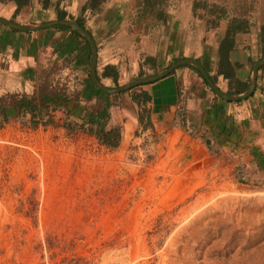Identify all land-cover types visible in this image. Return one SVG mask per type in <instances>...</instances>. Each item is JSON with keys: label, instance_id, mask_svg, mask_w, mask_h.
Here are the masks:
<instances>
[{"label": "rangeland", "instance_id": "obj_1", "mask_svg": "<svg viewBox=\"0 0 264 264\" xmlns=\"http://www.w3.org/2000/svg\"><path fill=\"white\" fill-rule=\"evenodd\" d=\"M74 1L96 66L100 53L122 68L121 82L102 84L114 89L164 73L207 16L264 26V0ZM154 52L159 66L140 73ZM131 92L114 99V150L60 114L0 133V264H264V177L196 124L143 128Z\"/></svg>", "mask_w": 264, "mask_h": 264}, {"label": "crops", "instance_id": "obj_2", "mask_svg": "<svg viewBox=\"0 0 264 264\" xmlns=\"http://www.w3.org/2000/svg\"><path fill=\"white\" fill-rule=\"evenodd\" d=\"M77 5L74 0H0V18L19 25L68 21L89 33L84 15L75 16ZM204 22L201 38L184 40L176 63L184 58L197 62L214 86L225 94L237 95L234 93L242 85L249 87L248 77L255 66L264 63V26L239 31L216 18L207 16ZM61 27L68 26L23 32L0 24V133L10 128L17 131L19 125L35 121L55 104L72 109L77 117L85 115L80 103L88 101L95 91L87 73L88 41L76 37L69 27ZM98 54L99 82H121L118 62L101 66ZM156 55L148 54L140 61V73L159 66L157 61L153 65L146 61ZM189 67H179L166 78L141 86L152 97L147 105L152 123L175 124L179 131H186L179 122L188 128L196 124L195 132L212 136L216 145L237 154L235 167H250L256 176L264 177V64L257 71L253 97L241 103L227 102L218 95L214 98L203 74ZM50 114L53 119L58 114L66 117L60 107Z\"/></svg>", "mask_w": 264, "mask_h": 264}, {"label": "trees", "instance_id": "obj_3", "mask_svg": "<svg viewBox=\"0 0 264 264\" xmlns=\"http://www.w3.org/2000/svg\"><path fill=\"white\" fill-rule=\"evenodd\" d=\"M105 1L106 0H91L90 9L95 10L97 7H100ZM144 1L148 4V0ZM61 28L69 29L68 27ZM89 34L91 33L89 32ZM74 35L78 38H82L77 33H74ZM182 60L186 59L184 58ZM146 61L148 64L153 65L156 59L148 58ZM189 68L199 73V71L195 68ZM104 75L107 76L108 74L104 73ZM114 78L117 79V75L114 76ZM76 82L74 84V87L77 85ZM247 88L248 86L244 84L239 89H237L234 94L243 93L245 90H247ZM94 89V94L89 98V100L80 103L83 106V112L85 113L84 116L77 117L75 116L72 109L55 104V106L51 110L47 108L44 113L41 112L40 114H38V117L33 122H37L36 124H38L39 122L42 123L46 118H49V121H51L53 117L51 116L50 112L52 113V111L59 109V107L62 109L64 108L66 117L68 121H70L71 125H76L79 128L83 129L87 134L96 137L103 146H106L109 149L114 150L119 148L122 141L121 128L119 126H111L110 124L111 110L115 106L114 99L115 97H117V95L111 96L95 87ZM137 89L135 90V92L133 91V89L131 90L132 92L128 91L125 93L131 92L132 102L140 107L141 113L138 114L139 125H141L143 128H145L146 126L152 127L151 111L147 108V105L152 102V97L148 92L143 90L137 91ZM251 97H253V95Z\"/></svg>", "mask_w": 264, "mask_h": 264}, {"label": "water", "instance_id": "obj_4", "mask_svg": "<svg viewBox=\"0 0 264 264\" xmlns=\"http://www.w3.org/2000/svg\"><path fill=\"white\" fill-rule=\"evenodd\" d=\"M0 24H3L9 28H12V29H15L18 31H23V32H33V31H38V30L49 29V28H52V27L57 26V25L58 26H68L72 32L79 34L80 36L85 38L88 41V43L90 44L91 51L93 54V62H92V69H91L92 83L94 84V86L97 89H99L100 91H102L108 95H111V96L119 95V94H122V93H125L128 91H131L137 87H141V86H144L147 84L158 82V81L166 78L167 76L171 75L179 67L192 66V67L198 69L203 74V76L206 78V81L208 82V84L212 87L213 91L219 97H221L222 99H224L227 102H234V103L241 102V101L247 100L248 98H250L254 94L255 89H256L257 71H258L259 67L262 64H264V63H259L255 66L248 89L244 93L237 94V95H228V94L221 92L218 88H216L214 86V84L208 78L204 69L197 62L191 61V60H185V61L177 62L174 65H172L169 69H167L164 73H162L158 76L145 77V78H142L138 81H135L129 85H126L124 87H119L117 89H114V88L105 87L99 82L97 75H96V62H95L96 50L94 47L93 39H92L91 35L86 30L82 29L76 23L68 22V21H61V22H50V23H43V24L19 25V24H15L13 22H9L5 19L0 18Z\"/></svg>", "mask_w": 264, "mask_h": 264}]
</instances>
